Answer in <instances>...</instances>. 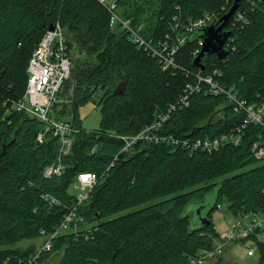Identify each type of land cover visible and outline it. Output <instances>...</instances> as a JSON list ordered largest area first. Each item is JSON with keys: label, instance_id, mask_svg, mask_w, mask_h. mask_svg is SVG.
Instances as JSON below:
<instances>
[{"label": "trees", "instance_id": "trees-1", "mask_svg": "<svg viewBox=\"0 0 264 264\" xmlns=\"http://www.w3.org/2000/svg\"><path fill=\"white\" fill-rule=\"evenodd\" d=\"M234 1L157 0L151 11L149 0H124L119 8L135 28L143 27L145 37L158 39L172 33L177 24L176 33L184 34L186 26L206 15H214L218 22ZM239 12L248 23L228 27L233 41H226L230 45L224 46V60L210 55L203 60L204 71L195 67L199 55L194 52L205 32L197 30L187 34L177 58L179 69L165 71L125 32L110 27V14L99 0H0V264H24L36 255L37 245L25 243L53 232L77 206V195L70 188L81 174H95L100 181L77 209L80 230L55 239L53 249L37 264L54 251L63 252L58 264H190L215 246L220 233L212 216L222 200L236 219L264 210V163L240 171L258 161L251 147L264 136L262 126H250L240 145L213 154L149 143L121 153L123 137L151 125L195 74L207 76L219 70L225 87H235L249 103H261L264 0H244ZM57 22L65 31L69 55L78 56L72 59L71 77L52 117L61 120L69 114L77 133L70 154L60 160L63 173L46 178L45 169L58 163L59 140L46 133L40 143L42 122L26 112L5 113L10 101L23 98L32 53ZM69 91L62 103V94ZM98 91L102 120L98 129L87 131L79 110ZM62 104L70 110L59 111ZM242 114L226 97L203 92L172 117L165 133L213 138L239 125ZM213 192L215 199L209 201ZM152 201L157 202L108 219ZM194 219L199 227L192 225ZM227 249L212 264H224ZM257 257L250 264H264V242L257 245Z\"/></svg>", "mask_w": 264, "mask_h": 264}, {"label": "built area", "instance_id": "built-area-1", "mask_svg": "<svg viewBox=\"0 0 264 264\" xmlns=\"http://www.w3.org/2000/svg\"><path fill=\"white\" fill-rule=\"evenodd\" d=\"M124 0H99L110 14V27L125 32L129 39L139 48L143 49L149 56L159 61L165 71L179 69L177 62L181 48L187 42V34H192L197 30L205 28L216 18L214 15H206L204 18L191 22L184 34H178L174 30L167 34L165 38H147L141 33L142 27L135 28L131 19L120 15L117 10L120 3ZM217 19V18H216ZM232 26L240 28L248 21L243 12H239L233 18ZM233 41V38H228ZM228 46L229 43H226ZM199 48L194 52V56L199 55L204 45L199 41ZM71 61L69 47L65 31L61 24L57 22L53 25V30H48L38 46L34 49L30 59L27 73L28 83L22 99L6 102L9 104L5 115L12 112H26L37 118L45 126L44 133L38 134L37 140L42 143L46 133L52 134L60 143L58 163L48 166L44 176L51 178L55 175L60 176L65 166L60 162L63 156L70 154L74 143V134L77 133L74 126L68 120H57L52 117L53 107L59 102V94L67 80L71 77ZM190 76V73H187ZM195 80L189 82L183 92L167 108L164 113L159 114L155 121L138 133L123 137L124 148L121 153H130L139 143L165 144L174 149L189 152L202 151L213 154L226 146L241 144L243 132L250 126H262L264 128V99L261 103H249L241 99L235 87H225L220 78L222 73L214 70L212 74L203 76L201 73L194 75ZM207 92L213 96H224L232 104L236 113H243V118L239 125H236L230 132L216 137H178L173 134H166L165 127L172 117L184 109L190 107L193 98ZM5 116V117H6ZM11 123V121H10ZM252 155L258 161H264V136L260 137L251 147ZM119 160L118 156L110 165L114 167ZM100 178L95 174H81L73 184V188L81 191L77 194V206L65 215L53 232L45 234L46 238L43 246L36 253L24 262V264H37L42 254L53 249V243L59 236L68 232L78 233L80 223L78 220L77 209L85 203ZM264 242V210L249 214L247 217L236 219L227 227L210 250H204L190 264H212L225 250L236 244L245 245L248 257L257 255L258 243Z\"/></svg>", "mask_w": 264, "mask_h": 264}, {"label": "rangeland", "instance_id": "rangeland-1", "mask_svg": "<svg viewBox=\"0 0 264 264\" xmlns=\"http://www.w3.org/2000/svg\"><path fill=\"white\" fill-rule=\"evenodd\" d=\"M149 3L151 4L150 10L151 11L154 10L155 9L154 6L157 3V0H149ZM117 12L121 15L122 9L119 8L117 10ZM178 27H179V25L177 24L175 26L174 30L176 31V29H178ZM77 56H78L77 52L76 53L73 52L71 54V56H70L71 66H72V59L77 58ZM71 92L72 91H69V93L64 92L62 94V97H63L62 103L64 101H66L68 96L71 95ZM101 94H102L101 91L96 92L93 100L91 102H89L88 104L84 105L83 107H81L79 110L80 117L82 120V128L87 130V131L95 130V129H98L100 127V123L102 120V113H101L100 106L98 104H99ZM62 108H63V104L59 107V111ZM63 109H65V112H68L70 110V107L68 106V107H65ZM68 119H70L69 114H65L61 118V120H68ZM263 163H264V161H255L253 164L241 169L240 171L249 170V169L256 167L258 165H261ZM224 178H227V176ZM222 179L223 178H220L217 181L220 182ZM70 192L74 195H77L81 191H79V190L77 191L76 189L71 187ZM214 197H215L214 192L211 193L210 195H208L209 201H211V200L213 201L215 199ZM156 202L157 201H152V202L143 204L142 206L125 210L123 212H120L118 214L111 216L108 219H114V218L120 217V216L125 215L127 213H130V212L139 210L141 208L147 207L148 205L154 204ZM212 220H213L215 228L217 229L218 233H220V234L222 232H224V230H226L229 225H231L233 222H235L236 218L230 213V211L228 209V202L226 201V199L221 201V203L219 205V209H217L213 213ZM192 225L194 227H199L200 223L197 219H194L192 221ZM45 239L46 238L44 236H41L37 239H34V242L29 241L28 243H25V245L36 244L38 247V250H40L41 247L43 246ZM227 250L228 251H227L226 260L224 261V264H235V263L236 264H250V263L257 262V260H258L257 255L254 257H248L247 248L245 245H240V244L232 245ZM62 258H63V252L62 251H60V252L54 251V252L49 254L48 258L42 264H58Z\"/></svg>", "mask_w": 264, "mask_h": 264}, {"label": "water", "instance_id": "water-1", "mask_svg": "<svg viewBox=\"0 0 264 264\" xmlns=\"http://www.w3.org/2000/svg\"><path fill=\"white\" fill-rule=\"evenodd\" d=\"M243 1L244 0H235L230 10L218 22L214 21L205 28L200 29L201 31H205L202 35V37H204V45L199 56L195 58L194 65L201 71L205 70L203 60L206 56L217 55L220 60L226 58L227 51L224 46L231 36V32L227 29L234 16L239 12ZM50 30H53V26L50 27Z\"/></svg>", "mask_w": 264, "mask_h": 264}, {"label": "crops", "instance_id": "crops-1", "mask_svg": "<svg viewBox=\"0 0 264 264\" xmlns=\"http://www.w3.org/2000/svg\"><path fill=\"white\" fill-rule=\"evenodd\" d=\"M228 251V250H227ZM230 260V259H229Z\"/></svg>", "mask_w": 264, "mask_h": 264}]
</instances>
